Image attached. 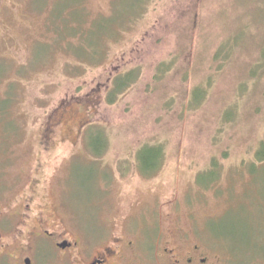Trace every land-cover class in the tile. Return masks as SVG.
Instances as JSON below:
<instances>
[{"label":"rangeland","instance_id":"obj_1","mask_svg":"<svg viewBox=\"0 0 264 264\" xmlns=\"http://www.w3.org/2000/svg\"><path fill=\"white\" fill-rule=\"evenodd\" d=\"M263 143L264 0H0V185L92 246L264 252Z\"/></svg>","mask_w":264,"mask_h":264},{"label":"flooded vegetation","instance_id":"obj_2","mask_svg":"<svg viewBox=\"0 0 264 264\" xmlns=\"http://www.w3.org/2000/svg\"><path fill=\"white\" fill-rule=\"evenodd\" d=\"M39 183L31 180L28 193L11 198L15 185H0V264H264V252L211 255L198 245L179 252L171 236V241L165 240L157 249L144 250V243L125 241L122 236L94 247L82 232L60 219L46 196L36 201Z\"/></svg>","mask_w":264,"mask_h":264},{"label":"trees","instance_id":"obj_3","mask_svg":"<svg viewBox=\"0 0 264 264\" xmlns=\"http://www.w3.org/2000/svg\"><path fill=\"white\" fill-rule=\"evenodd\" d=\"M127 78H128V76H126V79L123 81V84L126 82V80H127ZM264 144V143H263ZM264 150V147H262V149L261 150H258V155H260L261 157H263V151ZM146 154H148V156H151V155H153L154 157H158L159 155H160V152H159V150L158 149H156V148H152V149H144V150H142L141 152H140V155H141V159H142V161L144 162V164H145V162H146V159H147V157H146V159H145V155Z\"/></svg>","mask_w":264,"mask_h":264}]
</instances>
